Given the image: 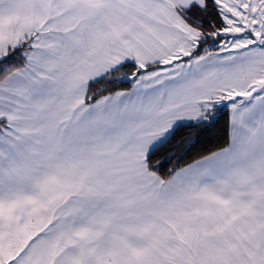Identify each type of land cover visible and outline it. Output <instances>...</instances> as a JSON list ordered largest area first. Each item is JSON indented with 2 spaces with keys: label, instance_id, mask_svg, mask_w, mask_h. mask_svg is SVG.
<instances>
[{
  "label": "snow or ice",
  "instance_id": "snow-or-ice-1",
  "mask_svg": "<svg viewBox=\"0 0 264 264\" xmlns=\"http://www.w3.org/2000/svg\"><path fill=\"white\" fill-rule=\"evenodd\" d=\"M0 264H264V0H0Z\"/></svg>",
  "mask_w": 264,
  "mask_h": 264
},
{
  "label": "trees",
  "instance_id": "trees-1",
  "mask_svg": "<svg viewBox=\"0 0 264 264\" xmlns=\"http://www.w3.org/2000/svg\"><path fill=\"white\" fill-rule=\"evenodd\" d=\"M221 123H223V121H221Z\"/></svg>",
  "mask_w": 264,
  "mask_h": 264
}]
</instances>
